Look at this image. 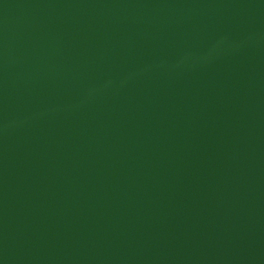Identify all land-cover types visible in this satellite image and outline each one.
Here are the masks:
<instances>
[{"label":"water","instance_id":"obj_1","mask_svg":"<svg viewBox=\"0 0 264 264\" xmlns=\"http://www.w3.org/2000/svg\"><path fill=\"white\" fill-rule=\"evenodd\" d=\"M0 264H264V0H0Z\"/></svg>","mask_w":264,"mask_h":264}]
</instances>
